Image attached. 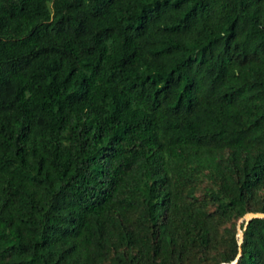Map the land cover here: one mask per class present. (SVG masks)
I'll use <instances>...</instances> for the list:
<instances>
[{"label": "trees", "instance_id": "obj_1", "mask_svg": "<svg viewBox=\"0 0 264 264\" xmlns=\"http://www.w3.org/2000/svg\"><path fill=\"white\" fill-rule=\"evenodd\" d=\"M264 0H0V264H264Z\"/></svg>", "mask_w": 264, "mask_h": 264}, {"label": "water", "instance_id": "obj_2", "mask_svg": "<svg viewBox=\"0 0 264 264\" xmlns=\"http://www.w3.org/2000/svg\"><path fill=\"white\" fill-rule=\"evenodd\" d=\"M257 218H264V214L263 213H248L244 216L243 220L240 221L239 223V230H240V233H239V243H240V247L242 246L243 244V241H244V232H242L241 230V224L243 222H245V228H244V231L246 230V227L249 225V223L253 220V219H257ZM242 255V249L240 248V253L237 257V260L235 262H233V264H237L238 263V260L240 259Z\"/></svg>", "mask_w": 264, "mask_h": 264}, {"label": "rangeland", "instance_id": "obj_3", "mask_svg": "<svg viewBox=\"0 0 264 264\" xmlns=\"http://www.w3.org/2000/svg\"><path fill=\"white\" fill-rule=\"evenodd\" d=\"M240 223V222H239Z\"/></svg>", "mask_w": 264, "mask_h": 264}]
</instances>
